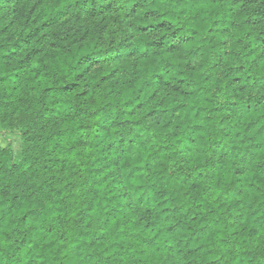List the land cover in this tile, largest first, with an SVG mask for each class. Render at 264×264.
Segmentation results:
<instances>
[{
	"label": "trees",
	"instance_id": "1",
	"mask_svg": "<svg viewBox=\"0 0 264 264\" xmlns=\"http://www.w3.org/2000/svg\"><path fill=\"white\" fill-rule=\"evenodd\" d=\"M0 264H264V0H0Z\"/></svg>",
	"mask_w": 264,
	"mask_h": 264
},
{
	"label": "rangeland",
	"instance_id": "2",
	"mask_svg": "<svg viewBox=\"0 0 264 264\" xmlns=\"http://www.w3.org/2000/svg\"><path fill=\"white\" fill-rule=\"evenodd\" d=\"M0 142L2 144H7L8 142L11 143L16 152H20L22 150L23 140L21 135L16 132H12L7 125H5L4 128H0Z\"/></svg>",
	"mask_w": 264,
	"mask_h": 264
}]
</instances>
